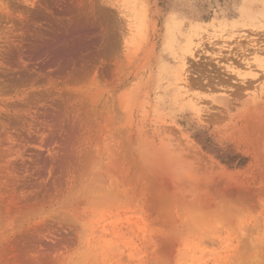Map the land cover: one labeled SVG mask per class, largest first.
<instances>
[{"label": "rangeland", "instance_id": "374dc122", "mask_svg": "<svg viewBox=\"0 0 264 264\" xmlns=\"http://www.w3.org/2000/svg\"><path fill=\"white\" fill-rule=\"evenodd\" d=\"M158 2L162 102L151 95L131 103L130 147L120 133L104 144L110 141L121 162L110 147L106 153L117 169L130 170L128 177L104 174L114 177L106 178L112 187L104 184L109 200L88 208L83 192L91 170L56 200L44 192L47 179L33 178V186L31 177L17 175L26 155L5 159L0 150V264H264V0ZM145 4L152 30L156 0ZM119 21L128 33V21Z\"/></svg>", "mask_w": 264, "mask_h": 264}, {"label": "bare ground", "instance_id": "6f19581e", "mask_svg": "<svg viewBox=\"0 0 264 264\" xmlns=\"http://www.w3.org/2000/svg\"><path fill=\"white\" fill-rule=\"evenodd\" d=\"M136 1L138 4V0ZM140 1L141 7L139 8L140 5L136 6L139 10H135V5L130 4L132 0L0 1V150L1 154L3 153L0 155L3 158H5L4 154L17 153L18 157L26 155V161L22 159L21 167L18 166L21 172L16 174L19 177L22 176V173L26 177H31L32 185L36 184L33 182V178L37 179V182L47 179L44 192L49 195L55 193L56 200L59 198L63 200L62 197L67 196L65 191L71 181L77 180L78 176L87 170L90 173L89 170H91L92 177L88 176L91 178L86 180L89 184L83 192L85 197H82L91 203L89 205L92 206L88 208H94V204L97 208L98 204L107 202L109 200L107 192H111V190L107 191L105 188L112 187L114 184L109 185L108 183L114 182L112 178L119 176L116 174L121 173L120 175L128 177V173H130V170L126 168L117 169L114 165L116 162L114 160L118 161V157L111 153L114 150L113 147H110L111 144L108 145L111 149L107 147L110 139L114 138L111 133L113 135L120 133L121 136L123 135L122 138L125 137L122 141L129 142L127 141L128 137L134 132L132 131L134 120L131 121V113L134 112H131L133 106L131 103L146 102L151 95L156 96V102H162L157 91L161 80L159 59L161 55V16L157 7L159 2L156 0L157 9L152 23L153 29L150 30L151 22L145 4L146 0H143L145 3ZM116 8L123 15L121 16L124 17V20L128 21L130 35L129 32L126 33L128 35L124 33V25L119 21L122 17L118 19L120 15L117 17L116 14L119 11L117 13L113 10ZM45 40L46 42H44ZM34 57H44V59L36 60ZM152 62L153 67L151 68ZM144 116L142 118L145 120ZM141 119H139V123L141 122L142 125L141 128L139 124L140 132L145 128L143 119ZM139 129L136 131L138 132ZM108 135L110 141L104 145ZM132 136L125 147H130L128 144H131ZM144 139L145 137L139 140L143 141ZM143 146L144 144L141 147ZM105 147L108 152L110 149V155L113 154L114 156H112L114 158L116 156V159L106 153ZM143 148L139 149L144 150ZM46 152L51 155L47 156ZM17 154L15 155L16 159L18 158ZM157 155L156 157H158ZM118 162L115 164L117 165ZM15 166V170L18 172L19 170L16 169L18 167ZM142 166L145 167L144 163ZM15 170L10 172L14 173ZM106 173L114 176L111 179L106 177L108 183L104 177ZM87 175L84 174V178H81L82 175H80L82 183ZM78 180L80 179L78 178ZM27 181L29 182L28 179ZM12 184L14 185V183ZM18 185L16 186L18 187ZM23 186L22 188L25 187ZM141 186L144 187L142 184ZM123 187L127 193V185ZM14 188L16 189V187ZM18 189L20 190V188ZM72 189L70 188V190ZM78 189L75 188L79 191ZM79 192L81 193V191ZM142 192L144 194V190ZM17 193L15 191V194ZM10 194L12 193L10 192ZM74 195L72 199L80 197ZM17 198H19L18 195ZM64 199L66 198L64 197ZM78 206L79 204L76 209L69 207L71 208L69 210H77ZM87 206L83 205L82 207L86 208ZM34 207L33 209L41 210L39 206L38 208ZM77 211L79 213V210ZM36 212H32L33 215ZM81 212L83 213L85 210H81ZM46 219L49 220V218ZM75 219L77 220V218ZM47 220L44 222L47 223ZM36 223L37 225L41 224ZM110 224L112 223L110 222ZM34 227L36 229L35 225ZM75 234L77 238V232ZM38 238L36 239L38 240ZM98 258L100 259V256ZM104 258L108 259L107 256Z\"/></svg>", "mask_w": 264, "mask_h": 264}]
</instances>
